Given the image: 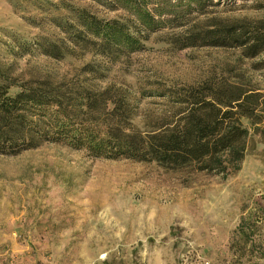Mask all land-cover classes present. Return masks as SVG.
I'll use <instances>...</instances> for the list:
<instances>
[{
    "label": "rangeland",
    "instance_id": "1",
    "mask_svg": "<svg viewBox=\"0 0 264 264\" xmlns=\"http://www.w3.org/2000/svg\"><path fill=\"white\" fill-rule=\"evenodd\" d=\"M76 9L126 18L123 9L92 0H0V63L14 75L35 68L72 74L93 61L101 84L134 87L198 81L235 57L228 49L175 48L177 37L206 19L186 14L147 33L140 51L93 58L77 33ZM211 10L217 17L234 14L228 6ZM48 42L69 54L43 57L40 47ZM250 77L264 91V70ZM148 101L140 107L154 105ZM254 140L255 150L225 178L94 157L58 143L0 155V264H264L263 145ZM248 212L254 224L242 235L237 225Z\"/></svg>",
    "mask_w": 264,
    "mask_h": 264
},
{
    "label": "trees",
    "instance_id": "2",
    "mask_svg": "<svg viewBox=\"0 0 264 264\" xmlns=\"http://www.w3.org/2000/svg\"><path fill=\"white\" fill-rule=\"evenodd\" d=\"M92 1L126 13L124 19H101L75 10L82 27L77 33H83L82 43L93 58L110 60L140 51L147 33L186 14L206 19L177 37L175 48L228 49L235 57L198 81L136 82L134 87L101 84L104 75L93 61L72 74L35 68L14 75L0 63V155L58 143L94 157L153 162L168 170L193 169L225 178L255 150L257 137L264 162V91L250 77L264 70V0ZM218 5L234 14L210 15ZM247 8L261 13H241ZM40 49L49 60L69 54L51 42ZM145 98L154 105L140 107ZM259 211L264 220V208ZM252 215L240 218L237 229L242 235L251 231Z\"/></svg>",
    "mask_w": 264,
    "mask_h": 264
}]
</instances>
